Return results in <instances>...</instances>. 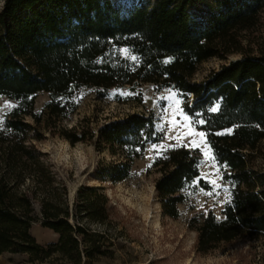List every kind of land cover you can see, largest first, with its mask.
Returning <instances> with one entry per match:
<instances>
[{
  "label": "trees",
  "instance_id": "trees-1",
  "mask_svg": "<svg viewBox=\"0 0 264 264\" xmlns=\"http://www.w3.org/2000/svg\"><path fill=\"white\" fill-rule=\"evenodd\" d=\"M263 10L264 0H4L0 96L16 105L0 125V254L19 253L30 264H91L108 253V234L89 227L107 220V197L100 187L81 186L73 212L61 200L40 197L38 189L51 188L55 179L35 142L44 130L70 143L93 141L114 158L102 162L98 175L127 179L147 146L163 139L152 113H128L97 132L60 124L75 110V89L95 87L103 94L142 83L179 92L186 114L207 121L196 128L209 133L229 199L221 218L209 212L189 219L198 251L238 237L264 238V52L243 44ZM122 48L137 60L122 55ZM235 53L241 56L195 80L200 63ZM39 93L50 98L42 111L35 105ZM201 157L199 148L179 145L153 159L163 215L177 218L190 191L206 186ZM35 221L57 240L37 242Z\"/></svg>",
  "mask_w": 264,
  "mask_h": 264
},
{
  "label": "rangeland",
  "instance_id": "rangeland-1",
  "mask_svg": "<svg viewBox=\"0 0 264 264\" xmlns=\"http://www.w3.org/2000/svg\"><path fill=\"white\" fill-rule=\"evenodd\" d=\"M120 1L130 5L138 0ZM3 2L0 0V8ZM244 37L245 47H251L254 53L264 52V10L260 14L259 26L246 32ZM122 50L127 49H121L122 55L131 57L128 51ZM240 56L235 53L225 60L213 57L200 63L194 74L195 80H203L211 70ZM102 93L99 94L95 87L75 89L71 97L75 110L61 121L60 126L87 127L97 132L105 123L128 113H152L155 127L163 134V139L158 144H149L143 156L132 164L130 176L118 182L98 175L102 162L114 158L107 150L98 151L93 141L70 143L58 134L44 130V138L35 142L45 153L44 161L55 179L51 188L38 189L40 197L61 200L72 212L81 186L100 187L108 199L107 220L89 224V227L108 234V253L91 264H264L262 237H238L208 253L198 251L196 232L190 228L189 219L209 212L221 218L224 204L229 199L228 185L222 181V171L212 158L208 144L199 147L202 155L200 177L206 181V186L198 185L190 191L187 201L178 206L180 214L177 218L161 212L154 185L159 174L150 165L156 155L169 147L185 145L192 148L190 141L193 138L185 136L188 127L183 119L187 115L183 107L184 97L172 89L158 90L151 83L134 87L125 85ZM49 100L47 93H39L35 99L37 110L42 111ZM15 105L16 101L0 96V125ZM153 145H157V149H153ZM262 148L264 151V141ZM259 162L264 168V158ZM212 181H216L215 187ZM35 207L39 213V202ZM31 233L41 244L57 240L56 233L42 226L40 221L33 222ZM0 264L30 263L22 254L3 253L0 254Z\"/></svg>",
  "mask_w": 264,
  "mask_h": 264
},
{
  "label": "snow or ice",
  "instance_id": "snow-or-ice-1",
  "mask_svg": "<svg viewBox=\"0 0 264 264\" xmlns=\"http://www.w3.org/2000/svg\"><path fill=\"white\" fill-rule=\"evenodd\" d=\"M122 51H127V50H122ZM132 61H136L137 57L136 56H131L130 57ZM167 111V109L165 110ZM212 112H216L217 108L212 107L210 109ZM198 115V114H197ZM184 121L186 122V126L188 127V131L185 133L186 137H192L193 139L190 141L191 147L192 148H199L201 144H207V137L209 133L203 130H197L196 125L203 126L207 123V121L203 119H195V118H190L188 115H184L183 117ZM233 130L229 129L227 133L225 134H231ZM217 135L221 133H216ZM157 145H153V149H157ZM205 156L208 155V153H204ZM214 159V156L212 157ZM212 185L215 187L216 186V181L211 182ZM207 195H211L212 193H206Z\"/></svg>",
  "mask_w": 264,
  "mask_h": 264
},
{
  "label": "built area",
  "instance_id": "built-area-1",
  "mask_svg": "<svg viewBox=\"0 0 264 264\" xmlns=\"http://www.w3.org/2000/svg\"><path fill=\"white\" fill-rule=\"evenodd\" d=\"M92 228V227H91ZM94 231H99L98 229H94V228H92Z\"/></svg>",
  "mask_w": 264,
  "mask_h": 264
},
{
  "label": "bare ground",
  "instance_id": "bare-ground-1",
  "mask_svg": "<svg viewBox=\"0 0 264 264\" xmlns=\"http://www.w3.org/2000/svg\"><path fill=\"white\" fill-rule=\"evenodd\" d=\"M57 235V234H56Z\"/></svg>",
  "mask_w": 264,
  "mask_h": 264
}]
</instances>
